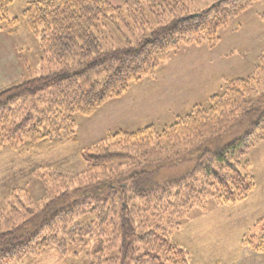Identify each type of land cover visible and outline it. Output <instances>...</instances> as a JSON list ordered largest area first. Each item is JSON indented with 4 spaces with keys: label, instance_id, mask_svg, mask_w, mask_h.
<instances>
[{
    "label": "trees",
    "instance_id": "1",
    "mask_svg": "<svg viewBox=\"0 0 264 264\" xmlns=\"http://www.w3.org/2000/svg\"><path fill=\"white\" fill-rule=\"evenodd\" d=\"M256 1L218 0L196 13L184 6L189 0H161L148 12L139 1L136 9L108 0L29 3L21 19L55 70L0 92V151L78 142L75 115L91 116L131 83L154 77L181 45L217 43L219 30ZM13 3L0 0V30L11 35L20 23L8 16ZM128 19L147 33L136 41L124 35V45L107 47L100 25L108 21L121 32L123 25L131 28ZM261 63L259 74L264 53ZM259 84L257 77L226 81L207 107H194L164 129L151 125L109 135V141L80 152L86 165L80 174L37 172L45 197L36 205L10 202L12 213L0 220V264L52 251L66 258L96 237L103 254L89 255L87 264H189L187 252L171 240L181 219L196 206L206 209L209 198L236 203L255 188L247 156L264 141V101L255 97ZM163 142L177 149L175 156L149 161V150ZM191 159L181 174L162 175ZM250 244L264 252V244Z\"/></svg>",
    "mask_w": 264,
    "mask_h": 264
},
{
    "label": "rangeland",
    "instance_id": "2",
    "mask_svg": "<svg viewBox=\"0 0 264 264\" xmlns=\"http://www.w3.org/2000/svg\"><path fill=\"white\" fill-rule=\"evenodd\" d=\"M34 1L14 0L8 16L20 19L16 32L11 35L0 30V92L55 70L43 60L40 39L21 19ZM108 1L115 7L126 8L129 4L132 9L139 1L148 12L150 5L156 7L161 0ZM217 1L189 0L184 6L189 13H196ZM262 14L264 0H257L219 30L217 43L181 45L159 66L154 77L131 83L122 97L110 100L91 116L75 115L78 142L45 144L24 153L0 151V220L12 213L11 201L21 199L36 205L45 197L37 172L56 169L73 176L80 174L86 168L80 155L83 149L109 141V135L119 131L135 132L151 125L164 129L194 107H207L212 96L222 93L226 81L257 77L260 84L255 97L264 101V73H258L264 53ZM128 22L131 28L123 25L121 32L108 21L100 25L107 47L124 45V35L136 41L147 33V29L140 32L133 20ZM176 151L163 142L149 150L148 160L172 158ZM247 160L251 163L248 175L255 183L247 199L219 205L209 198L206 209L196 206L181 219L180 228L171 232V240L187 252L189 264H264V252H256L250 244H264V141L249 151ZM192 165V159L185 160L169 166L162 175L177 176ZM96 254H103V241L98 237L89 247L76 248L66 258L52 251L14 264H87V257Z\"/></svg>",
    "mask_w": 264,
    "mask_h": 264
}]
</instances>
